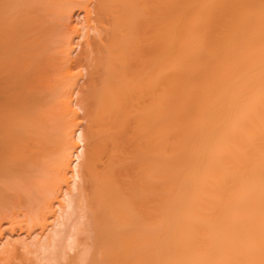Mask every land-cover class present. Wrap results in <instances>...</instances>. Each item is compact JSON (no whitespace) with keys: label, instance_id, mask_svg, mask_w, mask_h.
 Here are the masks:
<instances>
[{"label":"bare ground","instance_id":"obj_1","mask_svg":"<svg viewBox=\"0 0 264 264\" xmlns=\"http://www.w3.org/2000/svg\"><path fill=\"white\" fill-rule=\"evenodd\" d=\"M0 264H264V0H0Z\"/></svg>","mask_w":264,"mask_h":264},{"label":"rangeland","instance_id":"obj_2","mask_svg":"<svg viewBox=\"0 0 264 264\" xmlns=\"http://www.w3.org/2000/svg\"><path fill=\"white\" fill-rule=\"evenodd\" d=\"M65 250H66V249H65ZM71 250H72V251L74 250L73 253H71ZM71 250L69 251V252H70V254H69L70 256H72V255L76 252V248L71 249ZM65 252H66V254L68 253V251H65ZM67 255H68V254H67Z\"/></svg>","mask_w":264,"mask_h":264}]
</instances>
